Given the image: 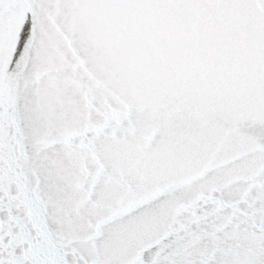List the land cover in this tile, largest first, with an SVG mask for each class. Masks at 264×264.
<instances>
[{"label":"snow or ice","instance_id":"6c2138e0","mask_svg":"<svg viewBox=\"0 0 264 264\" xmlns=\"http://www.w3.org/2000/svg\"><path fill=\"white\" fill-rule=\"evenodd\" d=\"M0 264H264V0H0Z\"/></svg>","mask_w":264,"mask_h":264}]
</instances>
